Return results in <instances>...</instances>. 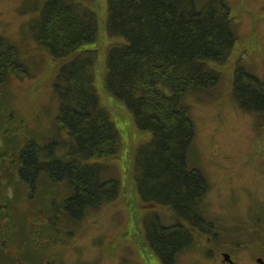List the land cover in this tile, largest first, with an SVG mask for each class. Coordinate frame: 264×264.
<instances>
[{
    "label": "trees",
    "instance_id": "1",
    "mask_svg": "<svg viewBox=\"0 0 264 264\" xmlns=\"http://www.w3.org/2000/svg\"><path fill=\"white\" fill-rule=\"evenodd\" d=\"M95 0H29L21 14L25 28L52 60L58 100L55 137L29 140L16 155L19 179L33 187L43 174L69 188L65 214L82 220L88 211L116 203L119 180L102 176L105 160L122 151L119 131L100 101L95 45L100 20ZM103 85L148 138L134 148L132 180L142 205L162 206L173 216L164 224L149 210L143 242L160 264H176L194 233L217 238V227L202 214L208 183L187 163L194 126L182 98L214 86L219 66L229 61L235 37L226 0H105ZM17 48L0 34V84L27 76ZM231 93L248 113L264 114V83L235 64Z\"/></svg>",
    "mask_w": 264,
    "mask_h": 264
},
{
    "label": "rangeland",
    "instance_id": "2",
    "mask_svg": "<svg viewBox=\"0 0 264 264\" xmlns=\"http://www.w3.org/2000/svg\"><path fill=\"white\" fill-rule=\"evenodd\" d=\"M28 1L0 0V34L17 48L28 70L22 79L0 84V264H160L143 242V219L149 210L164 224L173 216L162 206L142 205L134 189V148L148 134L137 132L129 114L104 90L110 43L102 22L105 0L93 4L100 35L86 49L98 54L97 92L122 144L118 157L103 161L102 176L120 181L121 196L73 220L64 212L65 182L41 174L30 188L19 179L16 155L29 140L44 144L55 137L58 112L51 84L59 62L26 30L31 17L21 9ZM226 1L235 37L229 61L217 68L214 86L182 98L194 126L187 163L208 183L201 211L216 225L218 237L194 233L193 245L177 254L176 264H220L223 250L237 253L239 264H252L253 254H264V114L241 110L231 93L235 64L264 83V0Z\"/></svg>",
    "mask_w": 264,
    "mask_h": 264
},
{
    "label": "flooded vegetation",
    "instance_id": "3",
    "mask_svg": "<svg viewBox=\"0 0 264 264\" xmlns=\"http://www.w3.org/2000/svg\"><path fill=\"white\" fill-rule=\"evenodd\" d=\"M223 251H222L223 253L222 252L220 253L221 255V259L219 260L220 264H239V260H238L239 256L237 255V253L229 252L226 250H223ZM251 262L252 264H264V254H257V253L253 254L251 256Z\"/></svg>",
    "mask_w": 264,
    "mask_h": 264
}]
</instances>
